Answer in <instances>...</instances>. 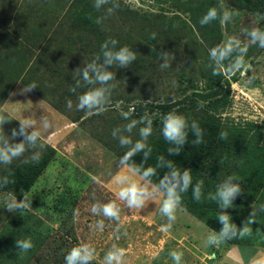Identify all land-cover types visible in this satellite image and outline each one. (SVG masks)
I'll list each match as a JSON object with an SVG mask.
<instances>
[{
  "label": "rangeland",
  "instance_id": "obj_1",
  "mask_svg": "<svg viewBox=\"0 0 264 264\" xmlns=\"http://www.w3.org/2000/svg\"><path fill=\"white\" fill-rule=\"evenodd\" d=\"M55 1L51 0V5ZM118 2L121 4V10L114 9L111 14L107 13L110 5H104L99 9L101 29L111 39L118 40L123 46L126 45L136 52L137 58L127 68L114 65L116 80L110 83L115 87L110 103L102 112L76 110L77 96L86 89L80 88L77 93H72L67 86L60 85L58 88L56 83L50 80L44 84L48 88H43L42 95H35L39 105L27 103L22 106L17 90L25 86L20 81L29 68L30 59H33V63L39 54L23 38L18 39L17 46L0 68V110L4 108L11 114L13 116H10L11 120L34 117V121L40 124L42 116H52L54 112L56 119L52 120L51 128L57 131L69 126L71 121L78 120V117H83L76 122L78 128L74 132L67 133L66 138L57 142V147L64 156L57 152L48 166L50 168L46 169L42 179L26 196L31 207L19 211L17 216L15 214L12 218L6 216L0 219V264H64L67 252L79 245V242L88 243L101 251V242L104 247L108 244L110 248L112 247L113 233L123 247L126 242L123 238L127 236L122 234V230L131 227L143 231L145 215L155 213L158 204L156 201L162 202L163 197L150 201L153 206L152 212L147 206L141 210H129L118 199L117 194L121 185L114 182V176L121 170L122 174H129L134 180H139V177L132 176L126 167H119L120 157L96 137H101L114 150L116 148L124 154L129 149L121 147L118 138L113 137L114 129L123 128L130 119L133 120L132 115H136L138 118L136 127L131 133H122L130 136L135 143L139 139L136 132L139 133V129L146 126L145 123L139 122L145 115L152 120V128L155 127L154 123L158 124L157 129L162 128L160 126L165 114L160 110V106L190 96L204 106L203 100L195 95L210 92L208 80L211 77L214 80L220 78L226 89H229L225 104L221 105L218 111L222 115L227 138L220 140L219 151L206 159L202 165L207 171H213L210 174L215 176L214 179L207 175L208 172L201 171L203 174L201 180L206 183L211 181L217 189V185L227 177L239 178V181L234 180L233 183H240L243 192L237 195L233 200V207L228 209V215L238 228L243 227L253 207L259 208L264 204V50L250 51L249 48L254 46L251 45L248 48L250 55L244 58L245 64L239 71L229 73L221 68L220 74L215 76L212 74L213 68L210 67L212 61L209 56L211 48L229 37L235 36L242 42H247L248 38L243 30L258 27L263 17L247 11H237L229 0H118ZM220 3L234 14L233 19L223 25L219 20H215L202 26L201 18L210 8L218 7ZM91 4L94 6V0ZM68 8L69 4L64 11L52 7L45 12V16L60 21ZM64 33L57 30L52 45H58L50 46L52 52L56 51L60 58L72 65L74 71L71 74L74 78L77 75L75 70L83 69L88 61L77 54L81 48L80 44L61 43ZM163 52L172 53L175 59L171 61L170 68L161 70L160 64L163 60L159 55ZM58 55H52L51 59L57 61ZM224 78L228 79V82L224 81ZM43 95L51 98L56 108L46 102ZM7 96L9 97L5 100ZM69 99L73 101L71 110L66 106ZM124 112L129 113L127 119L122 115ZM14 128L16 129L12 122H6L3 125L5 136L11 137ZM43 133L46 131L43 130ZM20 139L21 137L17 136L11 142L17 143ZM42 153L44 152L41 151L40 157ZM31 156V151L26 152L12 163L31 160ZM6 166L8 165H0V169ZM113 200L121 207L119 222L91 211L93 204ZM201 200L205 203L212 201L208 199L206 193L202 195ZM180 209L187 212L188 218L203 222L215 232L202 218L206 210H199L196 215L183 205ZM155 214L160 215L159 211ZM181 217L182 215L177 212L176 220ZM255 219L257 222L250 226L253 228L252 235L236 240L264 247V212L258 211ZM100 220L104 222L102 230L97 226ZM130 222L132 223L130 227L123 226ZM195 235L203 238L205 232L196 231ZM22 239H30L34 247L28 252L19 250L16 240ZM135 240L139 239L135 236ZM211 247L213 249L214 246ZM193 248L197 249L198 254L206 261L212 260L209 255L213 250L206 248V251L210 252L202 254L199 246ZM177 251L183 253L182 264H195L197 261L189 254L190 249L182 247ZM201 263V259H198V264ZM91 264L102 263L93 259Z\"/></svg>",
  "mask_w": 264,
  "mask_h": 264
},
{
  "label": "clouds",
  "instance_id": "obj_2",
  "mask_svg": "<svg viewBox=\"0 0 264 264\" xmlns=\"http://www.w3.org/2000/svg\"><path fill=\"white\" fill-rule=\"evenodd\" d=\"M111 4L107 9V13L111 14L114 9L119 8L118 0H94V7L99 10L104 5ZM234 14L228 11L223 3L218 7L210 8L207 13L201 18L200 24L207 25L212 21L219 20L223 25L233 19ZM101 18H97L96 23H101ZM246 35L247 42H242L238 37H229L226 41L209 50L210 60L213 68L212 74L219 75V69L224 68L229 73L239 71L245 64V56L248 48L251 45H257L264 48V29L259 27L245 28L243 30ZM155 38V34H153ZM118 41L110 39L101 45V54L96 55L95 58L86 64L83 69L77 68L76 74L80 77L76 83L70 87L69 91L77 93L80 88L86 89L77 96L76 110L89 112H102L105 106L110 103L111 94L115 87L111 81L116 80L115 73L110 69L115 65L119 68H127L136 60V52L132 51L128 46H122L117 49ZM101 56L103 62L100 61ZM163 63L160 64L161 70L171 67V61L175 56L169 52H163L160 55ZM227 61V64L225 62ZM36 84H28L22 89L23 92H29L36 88ZM66 106L69 110L73 108V101L67 100ZM125 119L128 118L129 113H122ZM11 121L6 114L0 112V165H11L16 159L24 156L26 152L31 151L32 161H38L44 145L40 143V137L43 130H48L52 127L51 122L47 116L40 118V128L36 126V121L25 118L19 122V129H12L11 137L5 136L3 125ZM145 123L146 126L139 129L140 139L133 143L130 136L122 133H131L136 127L138 121L132 120L123 128H116L112 135L118 138L121 147H127L129 150L123 154L119 160V167L128 169L132 176H138L139 180L132 179L127 174H117L114 176V182L121 185L118 191V199L122 201L129 210H141L145 208L150 201H155L159 197L163 200L159 207V213L167 218L168 223L162 225L160 230L168 232L172 223L176 220L177 211L182 205V194L186 193L189 188H192L193 198L200 201L203 195V181H198L194 186L192 185V175L188 169L181 171L178 169L173 161L165 160L163 156L157 158L155 167H144V163L149 159L152 149L148 146V138L152 134V120L145 115L139 121ZM32 129V131H29ZM189 132L195 137L192 144L199 146L203 143V130L196 121L189 124L188 119L182 114L176 112H169L162 117V135L164 139L173 147L168 148V153L171 156H178L184 145L189 143ZM17 136H23L20 142L12 143L11 140ZM221 139L227 138L226 132L220 133ZM143 153V163L137 165L132 162V158L138 154ZM166 168L168 171L159 177L158 183H154L152 178L157 176V169ZM239 181V178L229 176L222 183L217 185L215 193H209L208 199L218 203L220 212L217 219L223 225L218 232L210 231L206 237L205 243L207 246H219L221 243L234 238H245L251 236L253 228L250 227L257 222L255 217L257 212H264V204L259 208H252L250 216L244 222L243 227L238 228L232 222L230 215L225 209L233 207V200L238 194L243 192L240 183H233ZM11 181L7 176L0 179V186H7ZM5 208L9 212L22 211L30 208V200L23 197V200L17 201L14 194H10L5 202ZM91 211L94 214L102 215L110 220L119 222L121 219V207L116 201H109L107 203L93 204ZM99 229H103L104 222L100 220L97 222ZM259 231V229H257ZM16 245L19 250L28 252L34 245L30 239L16 240ZM96 250L88 243H82L72 247L64 257V264H91L95 258ZM126 250L122 247L113 245L104 256V264H123ZM174 264H182L183 253L173 250L169 253ZM243 264V260L239 261ZM248 264H264V254H258L249 260Z\"/></svg>",
  "mask_w": 264,
  "mask_h": 264
},
{
  "label": "trees",
  "instance_id": "obj_3",
  "mask_svg": "<svg viewBox=\"0 0 264 264\" xmlns=\"http://www.w3.org/2000/svg\"><path fill=\"white\" fill-rule=\"evenodd\" d=\"M70 1L71 0H68V2L67 0H56L54 4L51 5V0H0V68L4 65L11 51L17 46L18 39L23 38L37 50L39 54L21 78V83L23 85L36 84L37 87L31 91L37 95H42L41 91L43 88H48L47 85H44L48 80L56 83L58 88L60 85L70 88L80 79L78 75L72 78L71 72L74 71L72 65L66 63L63 58H60L55 50V52H52V46L58 45H52V40L55 39L57 30L65 32L62 38V44L81 45L77 54L85 58L88 62H91L96 55L101 54V45L105 41L111 39L107 33L101 29L100 23H96L97 18H100V12L91 4L92 0H72L71 3ZM229 1L237 11H247L261 15L263 19L258 27L264 29V0ZM68 4V11H66L60 21L45 16V12H48L52 7L56 10L60 9L64 11V8ZM109 5L111 7V4ZM119 5V8L116 10H121V4L119 3ZM73 32L76 33L74 34ZM122 46L123 44L118 41L116 46L117 49ZM249 49L250 51L255 49L264 50V48H260L257 45ZM248 53L250 52H247L245 57H249L250 54ZM52 55H58V60L53 61L51 59ZM100 60L103 62L102 56ZM110 70L116 73L114 66ZM224 81L228 82V79L224 78ZM208 83L210 85L209 93L195 95L203 100L205 103L204 106L198 104L197 100L190 96L183 100L159 107L163 114L173 112V109L177 108L174 112L185 116L189 124L192 121H196L204 133L203 143L199 146L193 145L191 142L195 137L189 132V143L184 145L178 156H171L168 153V148L173 147V145H170L164 139L162 128L157 129L158 124L154 123L155 127L152 128V134L147 141L148 146L152 149V153L149 159L144 163L145 168L149 166L155 167L157 158L163 156L165 160L173 161L175 166L181 171L188 169L192 175L193 186L203 178L202 172H208L207 175L214 179L215 176H211L210 174L213 171H207L206 167L202 165L206 159L214 156V154L219 151V146H221L220 133L224 132V125L222 115L219 114L218 111L219 107L225 104L229 89H226V86L222 84L220 78L214 80L211 77ZM43 99L56 108V106L52 104L51 98L49 99L48 96H44ZM91 112L96 113L95 111ZM7 117L11 120L10 116L7 115ZM82 118L83 117H78V120H73V122H79ZM132 118L133 120H138L136 115H132ZM131 120L132 119H130L129 123ZM10 122L19 129V123L17 121L12 119ZM136 135L139 136V133L136 132ZM96 138L111 151L113 150L112 152H115L118 157L121 158L123 156L120 151L116 150V148L114 150V148L104 142L101 137L97 136ZM22 139L23 136H21V140ZM40 143L44 145L42 150L44 153H42L38 161L28 160L13 163L0 169V179L7 176L11 181L6 187L0 186V188L8 194H14L18 201L23 200V197L26 198V195L36 185L57 155L56 150L50 145L46 144L41 139ZM143 161V153H138L132 158V162L137 165L143 163ZM166 171H168L166 168L157 169V176L152 178L153 182L158 183L159 177H162L163 173ZM215 191V185L211 181H208V183L203 182V195L205 193L207 195L209 193H215ZM182 205L195 212L196 215L199 213V210H206L202 218H204L208 226L215 232H218L222 228L223 225L217 219L220 211L218 203L215 201L206 203L202 202V200L196 201L193 198L191 187L186 193L182 194ZM228 209L224 210L227 214H229ZM198 217L201 216L198 215ZM228 241L233 245L248 244L237 242L238 240H236V238Z\"/></svg>",
  "mask_w": 264,
  "mask_h": 264
},
{
  "label": "crops",
  "instance_id": "obj_4",
  "mask_svg": "<svg viewBox=\"0 0 264 264\" xmlns=\"http://www.w3.org/2000/svg\"><path fill=\"white\" fill-rule=\"evenodd\" d=\"M32 61L33 59L32 60L30 59L29 66L32 64ZM24 87H21L17 90V93H18L17 95L20 96L19 99H20L21 105L24 106L27 103L28 104L34 103L36 105H39V100L35 96L37 94L33 92L32 93L23 92L22 89ZM8 97L9 96H7L5 100ZM2 111H4L5 114L7 113L9 116H11V114L5 111L4 108L0 110V112ZM47 117L51 123H52V120L56 119L54 112H52V116H47ZM21 119L23 118H16L15 121L17 120V122L20 124L19 121ZM32 120H35V118L33 117ZM36 126L40 128V124H38V122H36ZM77 128H78L77 124L71 121V124L69 126L67 127L64 126L63 128L57 131L56 129L50 128L48 130H45L46 133H43V129H41L42 135L40 139L46 144L50 145L52 148H54L56 152L59 153V155L60 154L63 155L61 150H59V148L57 147V142L62 138L63 139L66 138L67 133L74 132ZM29 131H32V129H29ZM18 162H24V161H18ZM18 162H15V163H18ZM49 168L47 167V169ZM45 172L40 177V179H42ZM117 174H122V171L119 170L117 173H115V175ZM36 185L34 187H36ZM34 187L32 189H34ZM9 195L10 194H8L6 191L0 188V219L6 216L7 217L11 216L12 218L15 214L17 216L19 212V211L9 212L5 208L6 206L5 202L8 199ZM156 202L158 203L156 204L157 208L155 209V211L157 212L159 211L161 201H156ZM147 207L149 211L151 212L153 211L152 210L153 206H151L150 202L148 203ZM177 212H179L180 215H182V217L172 223V226L168 232H162L160 230L162 225H165L168 223L167 218L162 216L161 214L157 215L153 212L150 215H145L146 219L143 221L145 225L144 227L145 229L143 231L131 228L130 227L132 224L131 222L128 224H123L124 227H130L129 229L127 228L125 230H122V234H124V236H127V238H123V239H126L125 244L122 245L123 246L122 248L126 250V255L124 257L123 264H172L173 261L171 257L169 256V253L173 250L177 251L178 249H181L182 247H184L186 250L188 249L191 250L189 254L193 256V258L195 257L197 259V261H195V264L196 263L198 264V259H201L202 261L201 264H239L240 260H243V264H248L249 260H251L254 256H257L258 254H264V247H262L261 245H254V244L233 245L227 241L221 243L218 247L214 246L212 249L211 246H207L205 243L207 235L212 230H210L207 226H205L203 222L197 219L195 220L193 218H188L187 212H184L182 209H179ZM156 217H158V219H156ZM179 222H182V223H179ZM195 226L196 228H198L196 231L205 232V236L203 238H199L197 235H195L196 233V231L194 230L196 229ZM113 236L114 237L111 240V246L116 245L118 247H121L120 244L122 243L119 242L120 240L115 239L116 238L115 233H113ZM135 236L139 240H135ZM79 243L82 244V242H79ZM198 243L199 245H197ZM108 245L107 247H104L103 242H101L102 250L100 251L98 248L95 249L96 254H95L94 259H97L102 264H104V256L110 248ZM191 245L197 248L199 246L200 249L202 250L200 249L198 250H200L202 254H207L210 252V251L209 252L206 251V248H209V250L211 251L213 250L212 254L209 255L212 258V260L206 261V259H204L203 257H201L200 254H198L197 249H194L193 247H191ZM157 259L159 260L157 261V263H155Z\"/></svg>",
  "mask_w": 264,
  "mask_h": 264
}]
</instances>
